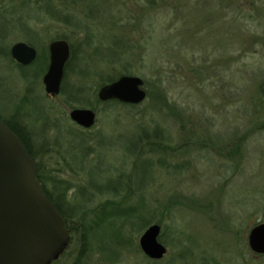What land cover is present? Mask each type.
I'll use <instances>...</instances> for the list:
<instances>
[{
  "label": "rangeland",
  "instance_id": "374dc122",
  "mask_svg": "<svg viewBox=\"0 0 264 264\" xmlns=\"http://www.w3.org/2000/svg\"><path fill=\"white\" fill-rule=\"evenodd\" d=\"M76 1L70 14L82 21L75 22L91 28L98 41L88 51L82 46L85 36L80 27L62 22L69 0L59 3L63 14L53 8L46 12L34 0H0V7L5 8L0 15V115L26 127L50 194L58 199L51 185L53 179L77 186L68 193L71 200L78 198L79 186L90 185L88 191L94 193L93 188H106L119 173L131 175L142 134L136 123H144L141 113L150 107L147 102L132 118L125 108L108 110L99 105L97 125L92 130L79 128L71 122L70 111L62 107L61 99L45 93L43 78L50 66L52 42L62 37L70 39L68 43L77 53L75 61L81 57L86 60L72 65L67 89L92 90L95 94L90 99L96 102L100 94L98 77L106 66L100 60L103 54L96 59L93 51L98 46L114 50L113 45L125 41L121 35L125 30L117 29L116 22L126 20L136 28L125 31V38L132 41L139 54L146 53V61L135 64L132 76L152 86L161 85L171 105L182 114L178 118L169 113L153 117L148 114L147 118L156 122L154 126L158 124L167 131V143L172 147L182 145L183 149L178 155H151L154 163L160 157L165 159L170 169H139L135 178L145 185L148 179L156 182L143 194L144 200L157 202L152 205V225L163 224L161 243L166 245L168 256L160 262L149 260L140 249L145 230L139 237L128 231V239L135 247L121 250L119 262H112L119 254L117 237L112 229L102 228L99 239L93 241L94 247L102 250V257L92 253L84 263L264 264V256L253 255L247 243L254 226L264 224V111L258 101V87L264 83V7L250 8L249 0L242 1L252 15L250 20L238 23H245L247 34L257 38L255 44L242 48L238 41L234 47L226 45V0H170V5L174 2L177 6L170 13L163 10V0H154L156 3L147 5V10L145 0ZM59 16L61 20L56 19ZM19 42L37 50L41 61L38 67L27 71L17 68L20 64L13 60L11 49ZM42 62L48 64L45 72ZM259 119L263 128L249 132ZM247 132L248 138L243 140L238 154L230 160L223 158L231 148L227 140ZM185 143L188 148H184ZM221 147L226 150L218 154ZM71 148L81 151L78 158ZM85 154L88 156L84 164ZM93 196L88 204L93 209L110 199L100 194ZM171 199L178 204L165 216L163 207ZM132 203H136L133 198L129 200ZM144 215L147 218L148 211ZM66 228L72 230L67 225ZM70 239L57 264H74L82 250L79 234L74 236L71 231Z\"/></svg>",
  "mask_w": 264,
  "mask_h": 264
},
{
  "label": "trees",
  "instance_id": "16d2710c",
  "mask_svg": "<svg viewBox=\"0 0 264 264\" xmlns=\"http://www.w3.org/2000/svg\"><path fill=\"white\" fill-rule=\"evenodd\" d=\"M36 3L41 5L44 9L50 11L52 8L53 9H58L59 13L63 14L64 12L62 11L61 8H58L60 0H34ZM67 5V15L65 16V21H63L62 17H56V19L61 20L62 22L65 23L66 26H73L74 28H79L81 29L82 33L84 32V39L82 40V46L84 49L87 51L90 50L91 48L93 49L96 43L98 41L96 40V37H94V31H92L91 28H85L80 25L79 22H82L81 19L74 18L71 12V6L74 4L78 3L76 0H69ZM144 1V0H143ZM243 0H226L225 7V25H226V45L228 47H234L236 44L235 41L241 42L242 48L249 47V45L255 44V41H257L256 37H252L249 34H247V30H244L245 28V23L244 26L240 25L238 21H246L251 19V11L250 8L255 5H259L261 7H264L263 2L261 0H249L248 5L250 8L248 9L246 5L243 3ZM156 3L154 0H145L144 5H145V10H147L146 6L148 5H153V3ZM165 7L163 10L165 13H170L171 10L177 9V6H175L174 2L172 5H170V0H163ZM248 4V2H246ZM56 4V6H55ZM52 5V6H51ZM0 15L2 14L3 7H0ZM234 9H236L237 14L234 13ZM168 10V12H166ZM170 10V11H169ZM233 17L232 19L229 17ZM118 20V19H116ZM79 21V22H75ZM126 20L120 19L116 22L117 26L116 28L125 30L126 32H129L130 29L136 28L135 25L129 26L128 22L125 23ZM126 24V25H125ZM115 27V26H114ZM77 29V30H79ZM80 31V30H79ZM122 31L123 37L125 41H121L113 45L114 50L111 49H105L104 47L98 46V48L94 49L93 55L99 58L101 53L103 56L100 57V60L102 62H105L106 70H103L101 74H99L98 77V86L97 90H101L105 86H109L112 83H114L116 80L118 81L122 76H129L133 77L132 73L135 68V64L137 63H142L146 61V53L142 52L139 54L137 51V48L135 45H133L131 40H128L125 38L126 32ZM4 35H7L4 34ZM63 39L64 41L69 42L70 39L68 40L67 38H60ZM59 40V39H58ZM143 43V41L141 42ZM71 47V46H70ZM100 47V48H99ZM142 49L143 47L140 46ZM144 50V49H143ZM141 52V51H140ZM71 57L70 61L68 62L69 64L66 67V72H65V77L63 80V85L61 88V96L58 98L61 99V105L64 107L67 111H72V109L75 108H90L91 110H94L95 112L97 111V108L99 105H105L108 110H113L116 107H120L122 109H127L126 111L129 112V114L132 116V118L135 117L137 111L139 112L142 110V108L145 106L147 102H149V106L147 110H143L141 115L143 116L144 123L137 122L136 125L139 126L140 131L142 134L140 135V138L138 140V143L136 145V154L138 157L137 164L134 165V169L131 173V175H128L127 177L125 174H117L116 178L106 187L101 189V187H95L92 190L94 193L91 191H88L91 189V186L89 187H78L76 197L77 199L74 198L70 200L68 193L70 190L73 188L76 189L75 186L70 185L68 183L64 182H59L56 179H53V182L51 185L55 188V192L58 193V199L54 198L51 194L50 191L48 190L49 188L47 187L46 179L44 178V175L42 173V167L40 163L38 162L37 158V153L35 150H33L32 146L30 145L29 142V134L28 131L26 130V127H21L19 123L14 121H9L7 118L3 117L0 115L1 120L5 123V125L10 128L18 138L23 143L25 148H27V153L31 158H34L38 169V178L39 182L42 185V188L44 189V193L48 196L50 199V202L53 204V206L59 211L61 214L62 218L65 219V223L67 227L71 228L72 234L74 236H77V234L80 235V242L82 243V250L79 252V255L75 258L76 261L74 264H85L84 261H86L88 258H90L91 254H98V255H103L102 250H98L97 248L94 247L93 241L96 239H99V231L103 228H110L114 232V235L117 237V247L119 254L116 255L114 259H111L112 262L118 263L119 260L121 259V250L123 249H131L132 247H135L132 245L131 240L129 241L128 235L126 234L128 231L129 234L131 233V236L139 237V235L145 230H147L151 225L153 221V206L156 201H151V200H144V194L143 191L145 189H149L152 187V185L156 184V182H153L152 180H149L146 182L147 184H143V182H138L135 181L137 177V173L139 169H143L144 172H149V170H154L157 169L158 167H162L164 169H170L168 166V162L165 159H162L161 157L158 159L157 163H154L151 160V155L152 156H157V154H162L163 156L167 157L171 153L173 155L182 152L181 150L182 145L179 147H172V145L167 143V135L166 132L164 131L160 125L156 124L155 121L149 120L147 118L148 114L150 115L154 114H162V113H169L171 117L178 118L181 116V112L178 109L177 106L171 105L169 100L168 95L166 94V90H163L161 85H158V83L154 84V86L150 85L148 81H144V88L147 92V100L144 102L143 105H134V106H129L128 104H122L117 101L113 102H103L101 103L99 100L96 102H92L90 99V95L95 94L94 91L92 90H86V88L82 87L81 89H78L77 91L71 89V91H68L67 89V81L68 77L71 72V67L73 64H78L81 62L86 61L83 57L79 59V61H75L76 54L75 49L71 48ZM92 55V56H93ZM115 55V56H114ZM93 56V57H94ZM115 58V59H114ZM39 58L37 59L36 63H34L32 66H29V68H24V66L19 65L17 67L18 69H23V71H27L29 69L35 68L36 66L38 67L40 65ZM229 62V60H228ZM42 64L45 66L44 71L46 70V66L48 64ZM229 66V65H228ZM230 67V66H229ZM229 70V69H228ZM119 78V79H118ZM258 92L261 95L260 98L258 99L260 105L262 106L260 109L263 112L264 111V83L263 85H259L258 87ZM98 112V111H97ZM151 117V118H152ZM154 119V118H153ZM255 122V125L253 126L249 132H252L254 130L259 129L263 124L260 121ZM262 125H259V124ZM258 124V125H257ZM259 126V127H257ZM263 128V126L261 127ZM183 131L184 127H182ZM249 132L243 134V135H235L236 139L229 138L227 140V147H231L230 150L226 153L225 148L221 147L219 148V153L218 154H223V158L229 159L232 156H236L242 147L241 144H243V140L247 139ZM85 136V135H84ZM84 138V137H83ZM85 142L86 144L88 143V140L86 138ZM211 139V138H210ZM210 145L214 144L213 139L210 141ZM184 148H188V143L183 145ZM205 146V145H204ZM206 146L208 147L209 144L207 143ZM203 147V145H202ZM88 149V148H87ZM71 150L74 152V154L78 158V154L81 153L79 149ZM88 152L86 151V154ZM83 159V163L85 164L86 162V155ZM77 163V161L75 160ZM142 164H141V163ZM178 167V166H177ZM84 167H82V170ZM179 169V168H178ZM143 184V185H142ZM145 185V186H144ZM74 190V189H73ZM80 194L84 197L81 199ZM100 194L101 196H110V199L104 203V205H100L97 209L90 208L88 204H90L94 198L93 195ZM136 200V203L129 204L130 199ZM178 203L176 200L171 199L170 202H168L167 205L163 207V211L165 216L171 214V209H173L174 206H176ZM66 205V206H65ZM65 207V209L63 208ZM149 216L147 218H144V212H147ZM88 214L90 216L88 217ZM93 217V218H92ZM92 218V220H91ZM91 221V222H90ZM163 225L162 223H159V226L161 227ZM164 234H161L160 242L162 241V237ZM259 258H262L260 256ZM101 261H104L101 259ZM105 262V261H104ZM109 262V261H108ZM156 262V261H155ZM110 263V262H109Z\"/></svg>",
  "mask_w": 264,
  "mask_h": 264
},
{
  "label": "water",
  "instance_id": "95a60500",
  "mask_svg": "<svg viewBox=\"0 0 264 264\" xmlns=\"http://www.w3.org/2000/svg\"><path fill=\"white\" fill-rule=\"evenodd\" d=\"M50 66L43 78L45 93L50 98L61 96L66 67L71 57L67 41L52 42L49 47ZM13 60L31 66L38 52L19 42L11 49ZM137 76H122L100 90L101 103L114 100L129 106L143 105L147 100L144 82ZM71 122L81 129L97 125V113L87 108L72 109ZM0 118V264H51L58 261L70 242L65 219L50 202L39 182L34 158L16 134ZM162 227L152 225L140 239L141 250L149 260L162 261L168 256L160 242ZM253 255L264 256V224L256 225L247 237Z\"/></svg>",
  "mask_w": 264,
  "mask_h": 264
},
{
  "label": "flooded vegetation",
  "instance_id": "af4514ba",
  "mask_svg": "<svg viewBox=\"0 0 264 264\" xmlns=\"http://www.w3.org/2000/svg\"><path fill=\"white\" fill-rule=\"evenodd\" d=\"M66 229H68V228H66ZM70 231V230H69ZM71 232V231H70ZM59 259H60V257H59ZM59 261V260H58ZM58 261H56V262H52L51 264H57L58 263Z\"/></svg>",
  "mask_w": 264,
  "mask_h": 264
}]
</instances>
